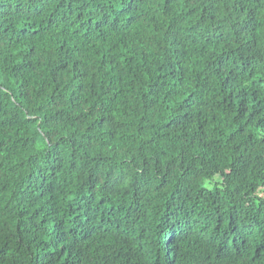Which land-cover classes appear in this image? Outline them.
<instances>
[{"label": "trees", "instance_id": "trees-1", "mask_svg": "<svg viewBox=\"0 0 264 264\" xmlns=\"http://www.w3.org/2000/svg\"><path fill=\"white\" fill-rule=\"evenodd\" d=\"M263 190L264 0H0V264H264Z\"/></svg>", "mask_w": 264, "mask_h": 264}, {"label": "rangeland", "instance_id": "rangeland-1", "mask_svg": "<svg viewBox=\"0 0 264 264\" xmlns=\"http://www.w3.org/2000/svg\"><path fill=\"white\" fill-rule=\"evenodd\" d=\"M217 180H219V179H217ZM261 195L264 197V190L262 191V194Z\"/></svg>", "mask_w": 264, "mask_h": 264}]
</instances>
